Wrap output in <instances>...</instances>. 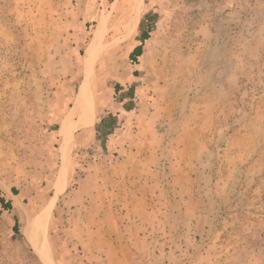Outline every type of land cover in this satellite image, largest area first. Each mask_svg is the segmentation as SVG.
<instances>
[{"label": "rangeland", "instance_id": "rangeland-1", "mask_svg": "<svg viewBox=\"0 0 264 264\" xmlns=\"http://www.w3.org/2000/svg\"><path fill=\"white\" fill-rule=\"evenodd\" d=\"M148 16L150 155L120 167L97 124ZM0 190V264H48L25 234L44 212L49 264H264V0H0Z\"/></svg>", "mask_w": 264, "mask_h": 264}, {"label": "crops", "instance_id": "crops-1", "mask_svg": "<svg viewBox=\"0 0 264 264\" xmlns=\"http://www.w3.org/2000/svg\"><path fill=\"white\" fill-rule=\"evenodd\" d=\"M143 58V57H142ZM141 61V60H140ZM133 67V76L131 79L124 85L120 93V101L115 103L112 108H110L103 117L98 122V132L96 134H102L106 137V144L109 147L113 148V153L116 152L119 154L118 160H120V167H123L125 164L136 160V163H140L144 166H147L148 163L145 160L146 155H140L139 148L142 145L146 146L142 134L148 128L145 126L148 125V121L145 116L141 113L142 109L140 108L141 103H138L135 84L137 83V76L135 72L139 73L141 63L138 65H132ZM133 88L135 91V96L133 99L128 97V91ZM132 103V109H128V103ZM113 116L114 125L111 126L109 123L108 117ZM105 119L102 124L101 121ZM96 134L94 135V139ZM153 138V136H151ZM151 142L153 140L151 139ZM144 143V144H143ZM153 153V152H152ZM151 153V154H152ZM118 156V155H117Z\"/></svg>", "mask_w": 264, "mask_h": 264}, {"label": "bare ground", "instance_id": "bare-ground-1", "mask_svg": "<svg viewBox=\"0 0 264 264\" xmlns=\"http://www.w3.org/2000/svg\"><path fill=\"white\" fill-rule=\"evenodd\" d=\"M105 34V27L104 23H99L97 30L94 35V39L92 44L90 45L88 52L85 57L84 66L86 69V77H85V83L81 88L78 101L76 103L75 110H78L80 107L84 106L87 102L88 96L90 94V82L92 77V69L96 61V57L99 54V46L103 40ZM72 118H67L62 126V133L64 136L68 137V129H70ZM67 141V139H66ZM68 150L65 151V158L66 160L68 158ZM64 185V181H60V186L58 187V191H62ZM18 209V208H17ZM48 222V214L47 212H44L39 217H37L35 220L32 218L28 222V227L26 228L25 234L30 241V243L34 246L36 252L44 259L46 260V263L49 264V258H47V249L44 242V235L45 230L47 227Z\"/></svg>", "mask_w": 264, "mask_h": 264}, {"label": "trees", "instance_id": "trees-1", "mask_svg": "<svg viewBox=\"0 0 264 264\" xmlns=\"http://www.w3.org/2000/svg\"><path fill=\"white\" fill-rule=\"evenodd\" d=\"M111 2H113L114 0H109ZM155 16H148L144 19L141 20L140 24H139V28H138V36H137V45L134 47V49L130 52L129 56H128V60L130 61V63L132 65H138L140 64V60L142 59V57L144 56V49L146 44L148 43V41L151 39L152 34L154 32L153 29V23L155 22ZM135 76H138L137 72L134 73ZM121 86L119 84H117L115 86V93H119L121 91ZM135 96V91L133 88H131L128 91V97L130 99H133ZM128 109H132V103L129 102L128 104ZM107 119H109V123L111 124V126L114 125V118L113 116L108 117ZM105 121V119H103L101 121V123L103 124ZM58 127V126H57ZM0 205L2 210L5 211H10L13 207V203L11 200H8L5 196V194L0 190ZM15 229L17 231L18 229V223H16L15 225Z\"/></svg>", "mask_w": 264, "mask_h": 264}]
</instances>
